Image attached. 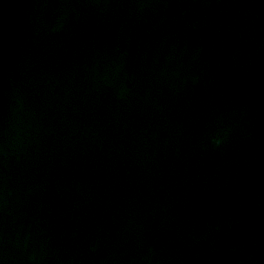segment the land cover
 <instances>
[{
	"label": "water",
	"instance_id": "95a60500",
	"mask_svg": "<svg viewBox=\"0 0 264 264\" xmlns=\"http://www.w3.org/2000/svg\"><path fill=\"white\" fill-rule=\"evenodd\" d=\"M0 264H264V0H0Z\"/></svg>",
	"mask_w": 264,
	"mask_h": 264
},
{
	"label": "clouds",
	"instance_id": "9594fccd",
	"mask_svg": "<svg viewBox=\"0 0 264 264\" xmlns=\"http://www.w3.org/2000/svg\"><path fill=\"white\" fill-rule=\"evenodd\" d=\"M215 143H217V144H218V143H219V141L217 140V141H215Z\"/></svg>",
	"mask_w": 264,
	"mask_h": 264
}]
</instances>
